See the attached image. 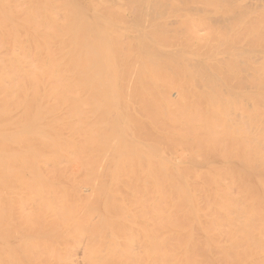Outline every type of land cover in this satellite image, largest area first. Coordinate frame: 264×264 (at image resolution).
Masks as SVG:
<instances>
[{
  "label": "bare ground",
  "instance_id": "bare-ground-1",
  "mask_svg": "<svg viewBox=\"0 0 264 264\" xmlns=\"http://www.w3.org/2000/svg\"><path fill=\"white\" fill-rule=\"evenodd\" d=\"M103 5L118 20L92 19L82 29L58 0H0V264H264V86L250 83L256 93L244 96L220 77L229 59L220 64L204 39L226 41L223 32L197 35L186 14L185 38L199 36L197 46L180 47L174 59L157 30L138 31L150 42L134 43L128 8ZM109 22L122 26L111 43ZM246 22L230 27L243 46V35L249 43L264 36L263 28L242 32ZM198 46L209 63L196 51L191 60L220 73L225 90L187 57ZM246 54L243 62L251 56L248 65L263 66Z\"/></svg>",
  "mask_w": 264,
  "mask_h": 264
},
{
  "label": "rangeland",
  "instance_id": "rangeland-1",
  "mask_svg": "<svg viewBox=\"0 0 264 264\" xmlns=\"http://www.w3.org/2000/svg\"><path fill=\"white\" fill-rule=\"evenodd\" d=\"M114 1H115V3H114ZM116 1H119V0H58V3H59V7H62V8H66V10H68V13H76L77 15H76V18H77V21H81V26H80V28H84L85 26H87L88 25V22H90V20H92V19H95L96 21H98V22H100L101 23V21H103L104 20V23L103 24H105V20H110V21H112V20H114L115 19V21H117L118 20V18H117V16H116V13L114 14V11L112 10H110V12H106L107 10H101V9H104V8H102L104 5H103V2L105 3V6H107L106 5V3H110L113 7H115V5H116V7L118 6V7H122V9L124 8V7H126L125 9H127L128 8V10H126L127 11V14L129 15V18H131L132 19V15H133V19L131 20H128V22H133L132 24L134 25V24H136V22H137V24L136 25H134V26H132V24H131V22L128 24V26H126L127 24H125L124 23V26H125V28H128V29H130L129 27H132L131 29L133 30H131V32L129 33L131 36L133 35V33L135 34V39H133V41H134V43L135 42H137V41H139V39L141 38L142 40H146V39H144V36L142 35V33L141 32H138V31H146L145 32V34L147 33V31L148 30H152L151 32H152V35L151 36H155V34L156 33H154L155 31H153V29L154 30H157L158 31V33H160V34H158L157 33V37L159 38V40H160V47L162 46V45H169V46H172V50H173V53H174V56H175V54L178 52V53H180V52H183V51H181V49H180V47L181 48H185L186 50V52H187V45H188V47L190 46V47H192L193 45V48L195 47V46H197V44L195 45V42L196 41H194V39H196V37L198 38L199 36H196V34L198 35V32L197 31H199V33L200 34H206L205 35V37L207 36V31H211V32H208L211 36H212V34H214V32H212L213 30L215 31V35L217 36V33L216 32H218V33H220V34H222V32H223V35H226V36H224V38L226 37V41L228 40V42H227V44H225L226 43V41H225V39H223V40H219V38L220 37H217L218 39H216V37H214L216 40H214V42H213V40L211 41L210 40V38L211 37H209V36H207L204 40V44L205 45H207L208 46V49L209 50H214V51H212L211 52V54L214 52H218V54H216V57L219 55V57H223V58H221V60H220V58H219V60H218V58H217V60L220 62V64H221V62L223 63L224 61H222L223 59H225V58H227L228 57V62L226 61V62H224L225 63V65H224V63L221 65L222 67L223 66H225V67H221L220 65V67H217V68H219L220 70H222V69H225L226 71H228V75H227V72H226V74H225V70H224V72H220V70L219 71H217V72H220V73H222L223 74V76L221 75L220 77L222 78V77H227L226 78V82L227 81H229V77H231L230 79L232 80V83H230L231 85L232 84H234V88L236 89V91L235 92H237L238 93V91L239 92H241L242 93V90L243 91H245V89L247 90V89H249L248 91H250V92H248V93H252V94H255L256 92H255V87L257 88V85L256 86H253V85H251V84H254L255 85V83H257L258 85H261L260 86V88H259V86H258V89H261V87H263L264 85H262L261 83H263L264 84V80H262L263 78H264V69L263 70H261L260 68L261 67H264V62H263V66H260V67H255L254 65H253V67H254V69L256 68V69H259L258 71H263V73H260V74H263V75H261V76H263L262 78H261V76H260V78L259 77H257V76H253L252 75V77H254V78H252L251 76H249V72L248 71H251V72H253L254 74H257L256 72H258L256 69V71L253 69V71L252 70H248V66H251V64H250V61H249V64L250 65H248V60L251 58L252 59V57L251 56H248V58L249 59H247V62L245 61V62H243V60L242 59H245V58H247V57H245V58H242V56L245 54V52L246 53H248V54H246L245 56H247V55H249V53L250 54H252V53H256V55H259L258 57L259 58H264V43H261L263 40H264V36H262V37H256V39H261V38H263V40H259V41H257V42H254V41H256V39L255 40H252L251 41V43H249L250 42V39H252V38H249V39H245V38H247L248 36H246L245 37V35H243L244 36V40H243V38H242V40L243 41H245L246 40V43L244 42V46H243V44L241 43V41H239V40H235V42H233L234 40L232 39V37H233V35L231 34L232 33V31H233V34H234V32H235V30H233L232 28H230L231 27V25H232V27H233V24H234V22H236L237 20H238V22H239V20H241V21H243V19H245V21L247 20L248 22H246L244 25V28L241 30L242 32H244V33H246L248 30H249V32H251V31H253V30H251L250 29V27H252L253 26V24H255L253 27H255V26H257L256 25V21L257 20H259V21H257L261 26H258L257 28H255V29H257V31H261L262 32V30L264 29V23H263V18L259 15V12H260V10H261V8H262V6H263V8H262V10H261V12L262 11H264V5H262V4H264V2H261V1H263V0H160V2H159V0H158V4H156L155 2L157 1H155V0H149V1H147V2H154V3H151V4H155V5H157V6H155V8H157V7H162V6H160V4H162L163 2H165V7L167 8V11L165 12V10H166V8L164 9V10H162V9H156L155 11H154V9H151V8H147L148 6H146L144 3H147L146 2V0H144V1H140V0H138L139 2L137 3V0H134V2L132 3V1L131 0H121L120 2H116ZM123 1V2H122ZM131 1V2H130ZM67 2V3H66ZM128 2V3H127ZM142 3V2H144V3H142L141 4V6H144V8L142 7H139L140 8V12L139 11H137L138 9H135L136 10V12L134 11H132V8L134 9V6L133 5H135L136 3L137 4H139V3ZM200 2H201V6H200ZM203 2H204V4H203ZM257 2V3H256ZM121 3V4H120ZM168 3H169V6H168ZM192 3H195V4H192ZM208 3V4H207ZM238 3H239V5H238ZM114 4V5H113ZM126 4H129V5H126ZM133 4V5H132ZM135 5V7H138V5ZM190 4V5H189ZM199 4V5H198ZM241 4V5H240ZM130 5H132V7H131V11H129L130 9ZM171 5V6H170ZM205 5V6H204ZM230 7V8H228V6ZM82 6V7H81ZM97 6H99L98 8H100V9H97L96 10V8H97ZM129 6V7H128ZM139 6H140V4H139ZM152 6V5H151ZM168 6V7H167ZM197 6V7H196ZM200 6V7H199ZM203 6V7H202ZM207 7V8H206ZM215 7V8H214ZM75 8L78 10V13H77V10H75ZM81 8H83V9H81ZM164 8V7H163ZM169 8H172L171 10H172V12H171V10L169 9ZM174 8V9H173ZM192 8H194V9H192ZM217 8V9H216ZM81 9V11L79 12V10ZM106 9V8H105ZM125 9H123V10H125ZM142 9V10H141ZM186 9L188 10V11H186ZM205 9V10H204ZM206 9L207 10H209V11H206ZM216 9V10H215ZM260 9V10H259ZM152 11V12H154V13H158L157 15L158 16H160V14L161 13H164V14H161V16H163L162 18L161 17H159V19L158 20H156L154 17H157V16H154L155 14L153 13L152 14V12H151V15H150V12H148V11ZM162 10V11H161ZM171 12V15H172V13L173 12H175L174 14H175V18H173L171 15H169V11ZM193 10H194V12H193ZM200 10V11H199ZM204 10V13L202 12ZM221 12H220V11ZM227 10V11H226ZM70 11V12H69ZM101 11H103V12H101ZM157 11V12H156ZM192 11V12H191ZM196 11H197V13H196ZM214 11L215 12H218V13H220V14H217V15H215L214 14ZM104 12L106 13V14H104ZM143 12H145L144 13V15L142 14ZM146 12H147V14H146ZM161 12V13H160ZM199 12V13H198ZM249 12V13H248ZM260 12V13H261ZM95 13H96V17L94 16L95 15ZM100 13H102V14H104V15H100ZM108 13V14H107ZM132 13V14H131ZM135 13H137V17H139V20H137L136 21V15H134ZM191 13V14H190ZM264 12H262V14H263ZM139 14V15H138ZM140 14H142V16H145V17H143V20H142V16H140ZM187 14V16H188V18H190L189 20L191 21V24L189 23V20H188V22L187 21H184V22H187V23H189L190 25H191V27L190 28H192L193 27V29L192 30H195V28L197 29L196 30V34H195V38L194 39H192V37H191V39L189 40V39H187V38H189V37H186L185 38V33H184V31H185V29L187 30V31H189V32H191L190 31V28L189 29H187V27L188 26H190L189 24H186V23H184L183 24V22L181 21V20H184L183 19V16L185 17V15ZM192 14H194V15H192ZM196 14V15H195ZM244 14H246L245 16H244ZM251 14V16H253L254 15V19H257L256 21H254V22H251V20H248L249 18H245V17H248L249 15ZM261 14V15H262ZM114 15V16H113ZM147 15H150V19H148L147 18ZM166 15H168V18H167V16ZM180 15V16H179ZM181 15H182V17H181ZM224 15V16H223ZM226 15V16H225ZM264 15V14H263ZM262 15V16H263ZM152 16H154V17H152ZM169 16H170V18H169ZM178 16V17H177ZM195 18H194V17ZM204 16V17H203ZM219 16V17H218ZM107 17V18H106ZM117 18V20H116V18ZM141 17V18H140ZM165 17L167 18V19H165ZM211 17H212V19H211ZM215 17H217V18H215ZM121 18V17H120ZM120 18H119V20H120ZM128 18V19H129ZM153 18V21L151 20ZM172 18V19H171ZM206 18H207V21L205 22V20H206ZM219 18V19H218ZM251 18V17H250ZM112 19V20H111ZM138 19V18H137ZM175 19V20H174ZM186 20H187V18H185ZM263 19V20H262ZM121 20H123V19H121ZM126 21L125 22H127V19H125ZM133 20H135V21H133ZM148 21L149 20V22L147 23L146 21ZM170 20H172V21H170ZM202 20V21H201ZM210 20V21H209ZM212 20V21H211ZM224 20V21H223ZM115 21H113V22H115ZM156 21H158V22H156ZM163 21V22H162ZM165 21V22H164ZM220 21V22H219ZM251 23H250V22ZM253 21V20H252ZM60 22H62V21H60ZM122 22V21H121ZM124 22V21H123ZM122 22V23H123ZM141 22V23H140ZM152 23V26H151V23ZM159 22H161V23H159ZM175 22V23H174ZM208 22H209V24H208ZM217 22V23H216ZM84 23V24H83ZM108 23V22H107ZM110 23V22H109ZM112 23V22H111ZM111 23L109 24V26L111 25ZM116 23V22H115ZM153 23H155V24H153ZM165 23V24H164ZM174 23V24H173ZM224 23V24H223ZM242 23V22H241ZM244 23V22H243ZM243 23H242V26H243ZM248 23V24H247ZM117 24H119V21H118V23ZM117 24H115L116 26H114L113 25V23H112V25H113V27H111L110 26V31L111 32H108V34H109V36H108V41L111 43L112 42V39H114V37L115 36H119L120 34H121V32L120 31H122L120 28H122V24L120 23L119 25H122L121 27H119V25H117ZM131 24V25H130ZM139 24V25H138ZM142 24V25H141ZM156 24L158 25V26H156ZM163 24V25H162ZM172 24V25H171ZM177 24V25H176ZM205 24V25H204ZM206 24H208L207 26H206ZM249 24H251V25H249ZM108 25V24H107ZM130 25V26H129ZM181 25V26H180ZM184 25V26H183ZM185 25H187L186 27H185ZM237 25H240V23H236V25H235V28H236V26ZM106 26V25H105ZM109 26H106V28H108ZM139 26V27H138ZM143 27V28H141V27ZM146 26H148L147 28H145ZM151 26V27H150ZM241 26V27H242ZM155 27V28H154ZM162 27V28H161ZM166 27V28H165ZM205 27V28H204ZM208 27H209V29H208ZM252 27V28H253ZM259 27H261V29L259 28ZM124 28V29H125ZM149 28V29H148ZM157 28V29H156ZM212 28V29H211ZM263 28V29H262ZM206 29H208L207 31H205ZM232 29V30H231ZM254 29V31H253V33H255V30ZM108 30H109V28H108ZM136 30H137V32H136ZM161 30V31H160ZM184 30V31H183ZM251 30V31H250ZM125 31H128V30H125ZM130 31V30H129ZM149 31V32H150ZM156 31V32H157ZM170 31V32H169ZM231 31V32H230ZM237 31V30H236ZM264 31V30H263ZM124 32V31H123ZM122 32V33H123ZM143 32V33H144ZM149 32H148V34L147 35H149V37H150V34H149ZM189 32H187V34L189 33ZM205 32V33H204ZM226 32V33H225ZM238 32H240V30H238ZM110 33H112V34H110ZM116 33V34H115ZM118 33V34H117ZM126 33V32H125ZM137 33V34H136ZM162 33H163V38L161 37V35H162ZM194 33H195V31L193 32V35H194ZM235 33H237V32H235ZM241 33V32H240ZM244 33H241V35L242 34H244ZM257 33V32H256ZM255 33V34H256ZM259 33V32H258ZM257 33V34H258ZM113 34H114V37H113ZM164 34H168L167 35V37L168 36H172L171 38L170 37H166ZM169 34H171V35H169ZM191 33H189V35H190ZM208 34V35H209ZM229 34H231L230 36H229ZM247 34H251V33H246V35ZM255 34H253L254 35V37H255ZM262 34V33H261ZM143 37H142V36ZM160 35V36H159ZM215 35H213V36H215ZM236 35L238 36V33L237 34H235V36L234 37H236ZM259 35V34H258ZM264 35V34H263ZM111 36V37H110ZM134 36V35H133ZM186 36H188V35H186ZM213 36H212V38H213ZM218 36H220V35H218ZM232 36V37H231ZM239 36H240V34H239ZM251 36V35H250ZM249 36V37H250ZM147 37V36H146ZM149 37H148V39H149ZM184 37V38H183ZM209 37V41H208V38ZM228 37H231V39L230 38H228ZM161 38V39H160ZM165 38V39H164ZM187 39V43H186V47H182V45H184L185 44V41H183V39ZM115 39H116V37H115ZM114 39V40H115ZM151 39V38H150ZM168 39H170V40H168ZM238 39H239V37H238ZM142 40H140V41H142ZM156 39H154V41H155ZM163 40H164V42H167V43H165L164 44V42H163ZM203 40V39H202ZM233 40V41H232ZM240 40H241V38H240ZM146 41H148V40H146ZM158 41V40H157ZM157 41H155V43H156V45H157V43H159V42H157ZM183 41V42H182ZM190 41H192V42H190ZM210 41H211V44H210ZM148 42H150V40L148 41ZM194 42V43H193ZM216 42V43H215ZM264 42V41H263ZM138 43V42H137ZM143 43V42H142ZM144 43H146L145 41H144ZM154 43V42H153ZM163 43V44H162ZM212 43H213V45H212ZM232 43H236L235 45H233ZM242 45H241V44ZM256 43H259V44H261V46H260V48L258 47L259 46V44H256ZM162 44V45H161ZM178 44H179V46H178ZM200 44H201V42H200ZM199 44V45H200ZM204 44H203V46H204ZM229 44H231L233 47H230L229 48ZM246 44H251L250 46H249V48L250 49H248L247 47V45ZM263 44V45H262ZM155 45V46H156ZM202 45V44H201ZM228 45V46H227ZM255 45V46H254ZM257 45V46H256ZM169 46H167V47H169ZM214 46H216V49H215V47ZM157 47V46H156ZM158 47H159V45H158ZM162 47H166V46H162ZM166 47V48H167ZM199 47V46H198ZM220 48V49H218V48ZM226 47H227V49H226ZM243 47V48H242ZM165 48V49H166ZM200 48V51H201V49L203 48L204 49V47H199ZM199 48H198V50H199ZM207 48H206V53L205 54H207L208 52H207V50H208ZM234 49H235V51L237 50V52L239 51V53H237V52H235L234 51ZM184 50V49H183ZM190 52L188 51V53H186V54H190L189 56L187 55V57H189V59L191 60V59H193L194 60V58H195V56H194V54H192L191 52H193V51H196L197 53H199V54H197V53H195V52H193V53H195V54H197V57H198V55H201V56H206L207 57V59H208V56H210L209 54L208 55H204L203 54V52H202V54L198 51V50H195V49H193L192 50V48H190ZM231 50H233V52H235L236 54H231ZM170 51V50H169ZM180 51V52H179ZM250 51V52H249ZM170 52H172V51H170ZM232 52V53H233ZM242 52V53H241ZM252 52V53H251ZM172 53V54H173ZM177 53V54H178ZM185 53V52H184ZM185 54V55H186ZM226 54V55H225ZM234 55H237V58H236V63H237V59H238V61H239V63L241 62V64H236L235 63V67L233 68V66H232V68H231V63H230V61H234L235 62V60H231V59H233V56ZM241 55V56H240ZM256 55H255V57H256ZM161 56V55H160ZM169 56H170V54H169ZM173 56V55H172ZM171 56V57H172ZM173 56V58L174 59H176V56L174 57ZM180 56V55H179ZM213 56V55H212ZM225 56H227V57H225ZM254 56V55H253ZM262 56V57H261ZM168 57V56H167ZM196 57V58H197ZM205 57V58H206ZM213 57H215V56H213ZM212 57V59H214ZM225 57V58H224ZM235 57V56H234ZM238 57H241V58H238ZM178 58V57H177ZM254 58V57H253ZM257 58V57H256ZM256 58H254L253 60H255ZM171 59V58H170ZM211 59V58H210ZM216 59V58H215ZM239 59H241V60H239ZM193 60H191V61H193ZM259 60V59H258ZM256 60L255 61V63L256 62H258L257 64H260L261 65V63H259V61H261L262 62V60ZM208 61V63H209V59L207 60ZM217 61V62H218ZM252 61V60H251ZM264 61V60H263ZM218 62V63H219ZM234 62H233V64H234ZM244 63V65H243V63ZM190 63V62H189ZM207 63V62H206ZM206 63H204V64H201L200 66L199 65H197V64H194V61H193V66H194V68H195V66L196 67H200V69H201V73L204 71V72H206V73H208V71L210 70V68H208L207 70H206V66H207V64ZM216 63V62H215ZM218 63H216V66H218L217 64ZM252 63H254V61H252ZM191 64H192V62H191ZM205 64H206V66H205ZM210 65V64H209ZM227 65V66H226ZM237 65H239L238 67H241L240 68V70H239V68H237ZM243 65V66H242ZM193 66L191 67V65L189 66V67H191L190 69L192 70L193 69ZM188 67V68H189ZM208 67V66H207ZM246 67V68H245ZM252 67V66H251ZM251 67H249V68H251ZM252 67V68H253ZM245 68V69H244ZM203 69V70H202ZM245 70V71H243V72H241L242 70ZM175 70V69H174ZM232 70H233V72L236 70V73H237V70H239L240 72H238L237 74V76L239 77V76H241V75H244V76H241V78H239L240 79V82L238 81L239 79H236L235 78V75H233V72H232ZM210 71H212V69L210 70ZM210 71H209V73H210ZM215 71V70H214ZM214 71L212 72L213 74H214ZM231 71V72H230ZM191 72H193V71H191ZM212 73H210V75L212 76L213 74ZM220 73H215V74H218V75H220ZM194 74V73H193ZM204 74V73H203ZM215 74L213 75V77L215 76ZM252 74V73H251ZM250 74V75H251ZM202 75V74H201ZM206 75V74H205ZM218 75L217 76H215L214 78H212V79H214L215 80V82L216 83H219V84H217V87H219L218 89H222L223 88V90H225L226 89V87H228V84H227V86L225 87L224 86V80H222L221 78V80H218L219 78H216V77H218ZM249 76V78H248V76ZM258 76H259V74H257ZM191 76H192V74H191ZM203 76V75H202ZM208 76H209V74H208ZM208 76H205V79H206V77L208 78ZM204 77V76H203ZM224 77V78H225ZM237 77V78H238ZM243 77V78H242ZM210 78V77H209ZM245 78H247V79H249L250 80V82H247V81H249V80H244ZM252 78V79H251ZM196 79V78H195ZM194 78H193V80H195ZM204 79V78H203ZM207 80H209V79H207ZM211 80V79H210ZM195 81H197V80H195ZM211 81H213V80H211ZM223 83H222V82ZM246 82V84H250V86H249V84L248 85H246V87H245V83L244 82ZM205 82V81H204ZM203 82V83H204ZM209 82V81H208ZM214 82V83H215ZM198 85L200 84L198 81L196 82ZM212 83V82H211ZM192 84H193V82H192ZM194 85H196L195 83H194ZM193 85V86H194ZM198 85H196V87L195 88H199V86ZM241 86V87H240ZM245 88H244V87ZM253 86V87H252ZM201 87V86H200ZM225 87V88H224ZM249 87V88H248ZM251 87V88H250ZM195 88H193L192 90H194ZM229 88H230V85H229ZM229 88H227V92H229ZM233 88V86L231 87V89H234ZM242 90H241V89ZM257 89V90H258ZM263 90V89H262ZM221 91V90H220ZM220 91H218L219 93H222V92H220ZM225 91V92H226ZM206 92L208 93V92H210V89H208L207 88V90H206ZM224 92V91H223ZM224 92V95L226 94ZM262 92H264V91H262ZM261 91H260V93H262ZM232 93V92H231ZM244 93H246V91L245 92H243V95L245 96V94ZM258 93V92H257ZM233 94H234V92H233ZM249 94V95H250ZM223 95V94H222ZM230 95V94H229ZM232 95V94H231ZM230 95V96H231ZM248 95V94H247ZM256 95H259V93L258 94H256ZM256 95H252V96H254V97H251L254 101H255V99L256 100H258L257 98H258V96H257V98H256ZM263 95H264V93H263ZM262 95V96H263ZM226 96H228V95H226ZM241 97H242V95H240ZM240 96H239V94H237V97H235V94L233 95V99H234V101H235V98L237 99L238 97V99L237 100H239V101H235L236 103H237V106H238V108H239V106L242 108L243 106H241V105H244V104H246V107L244 108H242L243 110L244 109H246V110H248V108H250V107H248L249 105L247 104V101L246 102H244L243 103V101H241L242 100V98L240 99ZM261 96V97H262ZM229 97V96H228ZM235 97V98H234ZM255 98V99H254ZM230 99H232V97H230ZM241 101V102H240ZM260 101V100H259ZM262 101H263V98H262ZM240 102V103H239ZM238 103H239V105H238ZM260 103V102H259ZM259 103H258V105H259ZM263 103V102H262ZM256 105H257V103H255ZM261 104V103H260ZM257 105V106H258ZM245 106V105H244ZM248 107V108H247ZM260 107V106H259ZM261 107H263V106H261Z\"/></svg>",
  "mask_w": 264,
  "mask_h": 264
}]
</instances>
